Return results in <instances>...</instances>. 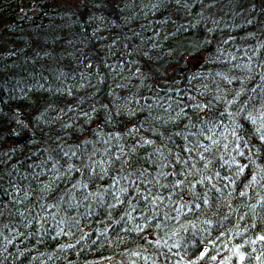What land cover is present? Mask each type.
<instances>
[{
	"label": "trees",
	"instance_id": "16d2710c",
	"mask_svg": "<svg viewBox=\"0 0 264 264\" xmlns=\"http://www.w3.org/2000/svg\"><path fill=\"white\" fill-rule=\"evenodd\" d=\"M262 237L264 0H0V264H264Z\"/></svg>",
	"mask_w": 264,
	"mask_h": 264
},
{
	"label": "bare ground",
	"instance_id": "6f19581e",
	"mask_svg": "<svg viewBox=\"0 0 264 264\" xmlns=\"http://www.w3.org/2000/svg\"><path fill=\"white\" fill-rule=\"evenodd\" d=\"M207 188H209V187H207ZM200 190H201L200 189V183H196V182L192 183L191 189L189 191L184 190V189H179L177 192V196H176L177 199L175 202L172 203L169 211L170 212L176 211V210L172 209L175 205L179 206L180 204L186 205L189 202H196L198 194L201 195L202 197L205 195V193H200ZM206 251H207V249L204 248L201 254H205ZM202 264H205V263H202Z\"/></svg>",
	"mask_w": 264,
	"mask_h": 264
},
{
	"label": "water",
	"instance_id": "95a60500",
	"mask_svg": "<svg viewBox=\"0 0 264 264\" xmlns=\"http://www.w3.org/2000/svg\"><path fill=\"white\" fill-rule=\"evenodd\" d=\"M26 137H24L23 139H21L20 141H23Z\"/></svg>",
	"mask_w": 264,
	"mask_h": 264
},
{
	"label": "snow or ice",
	"instance_id": "6c2138e0",
	"mask_svg": "<svg viewBox=\"0 0 264 264\" xmlns=\"http://www.w3.org/2000/svg\"><path fill=\"white\" fill-rule=\"evenodd\" d=\"M262 239H264V237H262Z\"/></svg>",
	"mask_w": 264,
	"mask_h": 264
}]
</instances>
